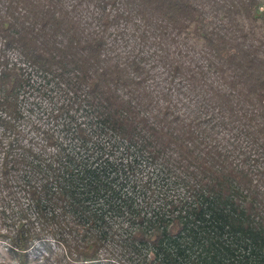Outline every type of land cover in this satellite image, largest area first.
Segmentation results:
<instances>
[{
  "label": "trees",
  "instance_id": "16d2710c",
  "mask_svg": "<svg viewBox=\"0 0 264 264\" xmlns=\"http://www.w3.org/2000/svg\"><path fill=\"white\" fill-rule=\"evenodd\" d=\"M0 245L264 264V0H0Z\"/></svg>",
  "mask_w": 264,
  "mask_h": 264
},
{
  "label": "rangeland",
  "instance_id": "374dc122",
  "mask_svg": "<svg viewBox=\"0 0 264 264\" xmlns=\"http://www.w3.org/2000/svg\"><path fill=\"white\" fill-rule=\"evenodd\" d=\"M191 33V31H189V34H188V40L190 41H192L193 40V38H194V35L193 34H190ZM2 249V246L0 245V250ZM50 263H52L51 261H50ZM12 264H15V263H12Z\"/></svg>",
  "mask_w": 264,
  "mask_h": 264
}]
</instances>
